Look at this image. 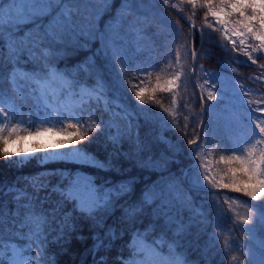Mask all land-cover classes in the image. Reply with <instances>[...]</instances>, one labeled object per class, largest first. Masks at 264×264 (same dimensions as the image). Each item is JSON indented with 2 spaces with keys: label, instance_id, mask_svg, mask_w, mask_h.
Masks as SVG:
<instances>
[{
  "label": "snow or ice",
  "instance_id": "obj_1",
  "mask_svg": "<svg viewBox=\"0 0 264 264\" xmlns=\"http://www.w3.org/2000/svg\"><path fill=\"white\" fill-rule=\"evenodd\" d=\"M164 5H169V0H162ZM192 5L197 0H188ZM202 6L207 8L205 21L201 27V39L203 42V29L213 31L223 30L230 33L233 39L232 49H237L236 40L239 41L241 51L245 48V40L250 39L252 51L264 52V0H202ZM115 8L112 21L100 32L97 21L103 12ZM146 8L143 0H119L118 5L113 0H11L0 8V69L7 71V81L15 91L23 95L22 86L27 85L35 94L39 90L37 99L43 104L50 100L52 93L50 89L58 86L60 94H71L81 99L83 103L106 102L108 99L107 87L103 79H97L92 85L79 78L80 72L86 73L90 78L94 68V61L85 62L74 68H60L59 61L67 55L70 50L87 47V44L99 37L102 50L106 56L113 58L116 63L119 58L121 69L118 75L130 67V62L119 47V37L125 28L129 30L139 29L147 31L144 27L148 23V17L143 11ZM238 19L232 20L233 15ZM5 16L8 18L5 22ZM214 19L209 20L208 17ZM227 17V19L225 18ZM230 21L235 27H230ZM21 25L25 30H21ZM30 26V27H29ZM195 32V27L193 26ZM193 60L199 53H191ZM252 64L256 63L253 57L245 53ZM177 56L179 54L177 53ZM32 65L31 69L26 66ZM134 71H142L138 67ZM179 78V74H177ZM257 79L260 77L257 76ZM4 79V73L0 71V80ZM206 81L210 80L211 91L208 92V100L215 101L217 91L221 90L219 73L205 72ZM170 90L178 87L175 81L168 82ZM199 87V85H197ZM243 92L242 96H246ZM139 100L140 92H136ZM203 100V97H201ZM176 102L175 100L173 101ZM141 104L144 102L141 100ZM252 101H248L250 110L264 114V107L251 108ZM257 105L264 101L256 102ZM5 94L0 90V116L7 118L14 114V108L9 99L8 109L4 107ZM47 109L48 104H44ZM119 109V105H116ZM53 115H59L54 112ZM187 120L188 118L185 117ZM166 123H169L167 120ZM252 130V141H238L231 148L226 147L219 141L215 147L220 151L230 152L225 157L221 155L219 161L227 165L225 177L227 183H220L211 176L209 169L196 163L190 169L194 171V178L188 194H184L174 181L165 182L156 188L142 194L139 199H128L133 195L134 181H123L111 186H97L96 181L88 177L65 178L52 185L47 178L37 175L29 179V185L33 188L30 194L26 190L15 186L7 189L14 192L13 201L15 207L11 212L7 211L5 203L0 202V225L4 223L6 216L19 220L20 227L27 229L25 237L28 243L23 246L4 245L0 242V264H55L47 253L45 247L48 226L55 225L57 231L56 240L69 242L71 233L77 231V215L92 222L94 229L104 227V219L113 216L119 210L120 215L116 217L117 224L125 227L131 232L129 255L125 258L122 254L116 257L118 264H191L189 258L183 254L177 243L184 233L190 228L181 218L179 207L186 206L190 200L191 193L200 191L214 198L215 190L231 189L242 192L251 201H258L256 205L249 204L250 215L240 218L237 223L251 225L255 220L264 223V121H254ZM76 127V125H71ZM96 124V130L100 129ZM2 130V126H0ZM52 131V129H47ZM37 134L40 129H36ZM80 141L88 139L86 135L73 133ZM186 135V133H185ZM258 137V138H257ZM204 143L200 138L188 139L189 153L208 146L209 137L207 132L203 135ZM114 146H123L125 141L129 142V156H136L144 151V145L136 133L132 136L130 127L124 132L111 136ZM4 144L8 138L0 136ZM119 153V149H116ZM28 150L23 152L29 155ZM45 153L44 159H53L56 156L75 157V161L81 164H93L104 168L105 163L96 162L87 151L76 148L59 154L52 150L41 149ZM5 158L11 157L7 148L2 150ZM20 156L21 153H16ZM110 163V162H109ZM223 179V178H222ZM44 191L47 194H56L58 199L55 204H47L48 195L42 200L37 194ZM226 202V201H225ZM65 205L71 208L67 210ZM228 211H231L230 209ZM76 214V215H74ZM250 231V229H245ZM77 239H84L77 236ZM92 239L93 253L101 248H109L112 242L118 239L117 230L109 227L104 236L94 232ZM35 243L37 255L33 256L32 244ZM94 264H106V258L101 256L99 260L94 259Z\"/></svg>",
  "mask_w": 264,
  "mask_h": 264
},
{
  "label": "trees",
  "instance_id": "obj_2",
  "mask_svg": "<svg viewBox=\"0 0 264 264\" xmlns=\"http://www.w3.org/2000/svg\"><path fill=\"white\" fill-rule=\"evenodd\" d=\"M143 2L146 5L143 11L148 17V23L144 25L147 31L125 28L119 37V47L130 62V67L124 71L123 75H118L121 69L119 58H116L117 62L113 63V58L104 54L99 37L90 41L87 47L70 50L59 61V67L64 68H74L82 63L94 61L91 78L86 73L80 72L81 79L89 80V82L103 79L105 82L108 95L106 102L82 103L78 108V121L72 114L66 112H60L55 116L57 125H60L64 131L88 137L80 141L72 135L70 142L105 163V167L99 168L64 160L40 164L35 158L18 163L2 155L5 144L3 140H0V202L6 204L8 212L15 207L13 201L15 193L7 189L15 186L32 194L33 188L29 185V179L37 175L47 178L52 185L65 178L70 180L79 172L89 174L100 187L123 181H134L133 195L128 199H139L142 194H147L149 190L170 180L174 181L183 193L189 191L191 184L182 180L183 171L187 170L190 173L194 162L189 153L187 140H196L199 136L202 102L189 79L184 89V100L178 108L174 106L171 92L163 87L164 74L161 69L166 60L160 53V49L166 40L170 47L175 46L178 50L187 49L191 67V53L197 50L200 37L198 32L192 31L177 13L162 6L158 0H143ZM113 3L118 5L119 0H113ZM167 6L177 9L182 16L201 30L207 12V8L202 6V0H198L195 5L190 4L188 0H169ZM114 14L115 8H112L99 17L97 28L100 32L112 21ZM20 27L21 30H25L24 25ZM250 55L256 60L255 64H252L250 60L242 61L239 46L237 45V49L233 50L232 43L225 40L220 31L203 29V42L197 56L194 76L207 114L209 113L207 94L210 88L205 77L197 74L199 68L221 73L235 81H240L262 92L259 95L264 97V82H257L256 78L259 76L264 79V55L260 53ZM26 67L31 69L32 65L28 64ZM134 67L142 71H134ZM0 71L4 73V79L0 80V90L5 94L4 107L7 110L9 99L12 101L15 91L7 81V71L4 69ZM136 92H140L139 100L136 98ZM111 97H119L132 115H122L120 112L112 111L108 106ZM141 100L143 104L140 103ZM236 113L239 112L236 111ZM229 116L230 114L229 121H232L235 114ZM185 117L188 119L186 120ZM166 120L169 123H166ZM96 124H100L99 130H96ZM128 127L132 130L133 139L138 133L139 140L144 145L143 153L136 156L128 155L127 140L120 147L114 146L109 139L118 132H124ZM232 136L233 134L226 132L225 135L220 133L214 138L212 134V143L207 149L210 154L207 162L208 169L212 177L220 183L228 182L225 177L228 166L218 162L217 159L221 155L227 157L231 153L220 151L215 144L219 141L231 148L238 139ZM202 137L203 134L200 143L203 142ZM116 149H119V153ZM197 163L204 166L202 158L198 159ZM226 190L236 193L231 189ZM238 193L245 195L242 192ZM37 195L42 200L48 195L47 204H55L58 199L56 194L49 195L44 191ZM191 196L192 204L200 207L203 212L193 215L191 210L187 212L186 206L179 207L181 218L186 225H190V228L177 241L191 264H262L261 258L246 257L236 245L239 242L238 234L236 226L230 221L234 218L233 215L229 218L226 214L231 207L217 197L218 192L215 198L195 190ZM233 196L235 194L231 195ZM65 207L71 212L69 206L65 205ZM119 215L120 212L117 210L113 216L105 218L104 227L100 229H94L91 221L77 215L78 228L71 233L68 243L56 240L55 225L50 224L47 228L45 244L49 257L55 264H94V259L99 260L101 256H104L106 264H118L116 260L118 255L122 254L125 258L129 255L132 239L131 232L117 224L115 218ZM109 227L116 228L118 239L112 242L111 247L101 248L93 253L94 232H98L103 237ZM26 233L27 229L20 227L19 220L6 216L4 223L0 225V242L4 245L14 243L16 246L23 247L28 243L26 238H22ZM77 236H83L84 239H77ZM36 248V244L33 243L31 253L33 256L37 255Z\"/></svg>",
  "mask_w": 264,
  "mask_h": 264
},
{
  "label": "rangeland",
  "instance_id": "obj_3",
  "mask_svg": "<svg viewBox=\"0 0 264 264\" xmlns=\"http://www.w3.org/2000/svg\"><path fill=\"white\" fill-rule=\"evenodd\" d=\"M9 2H11V0H0V8ZM225 18L227 19V17ZM238 18V15L234 14L231 19L235 20ZM7 19L8 18L5 16V22ZM212 19L214 18L209 16V20ZM1 21L2 18H0V23H2ZM229 26L235 27L231 21ZM220 32L225 40L231 43L233 42L230 33H225L223 30ZM236 43L239 46L238 40H236ZM253 43L258 44L259 42H253L250 39H246L245 48L243 51H241L239 48V52L242 53V61H249L245 53H260L264 55V52L252 51L251 45H253ZM161 47L162 49H160V53L163 54V58L166 60V62L163 63L161 69L164 74L163 87L171 92L173 101H176L174 106L178 108V105L185 98L184 89L190 79L191 67L188 62V51L185 48L183 50H178L175 46L170 47L168 40L164 41ZM177 53L179 56H177ZM205 72L210 71L204 70L203 68H199V70H197V74H200L203 77H205ZM177 74H179V78H177ZM79 78L81 79L80 74ZM219 80L221 81V90L217 91L218 98L215 101L209 100V113L206 117L205 128L203 132V135L205 132H207L209 137L208 146L191 153L197 157V160L202 158V161L204 162L203 167L207 169L208 157H210L207 149L212 143V134L213 137L216 138V136L220 133L225 135L226 132H229L233 134L232 137L238 138L235 143L238 141L254 142L252 141V130L255 127L254 121H264V114L251 111L248 104V101L253 102L251 105L252 109H255L257 106L264 107V104L257 105L256 103L258 101H264V97L259 95L262 94V92H259L255 88L248 87L240 81H235L234 79L221 73H219ZM82 81L87 82L89 85L94 83L89 82V80ZM169 81H175L178 87L170 90L168 84ZM257 82H264V79L259 78L257 79ZM210 84L211 81L208 80V86L211 91L212 89ZM22 92L23 95L21 96L20 92L15 91V96L11 101L12 108L15 110L14 114L10 115L12 117L3 118L0 116V126H2V130H0V136L8 138V143L5 144V148H7L10 153H13V155L8 157V159L21 163L27 161L30 158H35L40 164L56 160L77 162L75 161V157L68 156L61 158L59 155L53 159L45 160L43 158L45 153L40 150L47 149L48 153L51 154L52 150L55 149L57 153L63 154L69 150L74 151L76 148H78L76 145L70 142L72 133L69 131H64L60 125H57L55 121L56 115H53V113L66 112L72 114L75 120L78 121V108L83 103L81 99L76 98L71 94L61 95L58 86H53L50 89V92L52 93L51 99L45 100L43 104L37 99L39 90L34 94L27 83L22 86ZM243 92H247V95L242 96ZM233 99L236 101H232ZM44 104H48L49 107L46 109ZM108 104L110 109L114 112H120L122 115H132V113L127 110L119 97H111L110 103ZM117 104L119 105V109L116 108ZM236 111L239 113H236ZM229 114V117L235 114V117L232 118V121H229L228 119ZM37 128L40 129L38 134L36 132ZM219 128H221V130H219ZM47 129H52V131H47ZM203 143L204 141L201 142V144ZM28 150L34 151H31L29 152V155L24 156L22 153ZM16 153H21V155L17 156ZM90 155L94 157L92 154ZM94 158L96 162H100L96 157ZM217 161L220 162L219 158ZM74 176H83L92 179L91 176L85 172L76 173ZM211 176H213L212 173ZM193 178L194 171H191L190 173L187 172L184 177L182 175V180L187 182V184H191ZM184 194H188V191H184ZM217 197L221 198L225 205H230L231 207L229 208L231 211H228V209L226 214L229 216V218L230 215H233L234 218L230 219V221L236 226V233L238 234L237 236L239 239V242H237L236 245L246 257L252 258L255 256L257 258H261L260 262L264 264V223L260 222L259 220H255L251 225H242L236 222L240 218H247L250 215L248 206L252 203L236 195L231 197V195L228 194H219ZM191 201H193L192 196H190V200L186 205L187 212H190L191 210L193 215L202 213V209L196 205H193V202ZM245 229H250V231ZM244 234L246 236H244ZM130 242H132V239ZM8 244L16 246L14 243H7L6 245Z\"/></svg>",
  "mask_w": 264,
  "mask_h": 264
},
{
  "label": "water",
  "instance_id": "obj_4",
  "mask_svg": "<svg viewBox=\"0 0 264 264\" xmlns=\"http://www.w3.org/2000/svg\"><path fill=\"white\" fill-rule=\"evenodd\" d=\"M158 1H159V3H160L162 6H164V7L168 8V9L174 11L175 13H177V14H178V15H179V16H180V17L186 22V24L190 27V29H191L192 31H193V26L195 27V30L198 32L199 37H200L199 46H198V48H197V50H196L195 52L199 53L200 47H201V45H202V39H201V31H200V28L197 27V26H195V25H193L189 20H187L184 16H182V15L178 12L177 9L172 8V7H169V6H167V5H164L163 2H162V0H158ZM193 40H194V34L192 35V42H193ZM196 60H197V57L195 58V60H193V57H192V61H191V70H190V78H191V81H192V83H193V85H194V88H195L196 91H197L198 97H199L200 101L202 102V118H201L200 130H199V136H198V138H201V135H202V132H203V130H204V126H205L206 107H205V104H204L203 100H201L202 95H201V93H200V90H199L198 87H197L196 82H195L194 72H195V69H196ZM191 156L193 157V155H191ZM196 162H197V160H196ZM192 165H193V164H192ZM192 165H191V167H192ZM186 173H187V170H184V172H183V177L185 176ZM215 191H216V192H218V191H220V192H224V193H226V194H232V192H229L228 190L223 189V188L217 189V190H215ZM238 195H240V194H238ZM241 196H242V195H241ZM242 197L245 198V199H247L248 201H250V202H252V203H257V202H255V201H251V199L247 198L246 196H242Z\"/></svg>",
  "mask_w": 264,
  "mask_h": 264
},
{
  "label": "flooded vegetation",
  "instance_id": "obj_5",
  "mask_svg": "<svg viewBox=\"0 0 264 264\" xmlns=\"http://www.w3.org/2000/svg\"><path fill=\"white\" fill-rule=\"evenodd\" d=\"M258 203V202H257Z\"/></svg>",
  "mask_w": 264,
  "mask_h": 264
}]
</instances>
